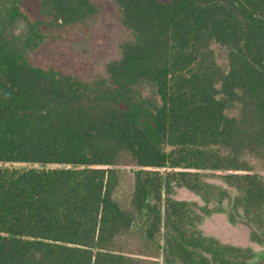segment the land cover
<instances>
[{
  "label": "trees",
  "instance_id": "1",
  "mask_svg": "<svg viewBox=\"0 0 264 264\" xmlns=\"http://www.w3.org/2000/svg\"><path fill=\"white\" fill-rule=\"evenodd\" d=\"M113 1L128 37L90 79L97 0H0V163L62 166L0 168V264H248L164 182L209 201L220 173L264 231V0Z\"/></svg>",
  "mask_w": 264,
  "mask_h": 264
},
{
  "label": "rangeland",
  "instance_id": "2",
  "mask_svg": "<svg viewBox=\"0 0 264 264\" xmlns=\"http://www.w3.org/2000/svg\"><path fill=\"white\" fill-rule=\"evenodd\" d=\"M97 2L100 7L98 14L93 18L85 38L73 47L77 54L76 62L89 61V66L86 67L84 73L90 79L106 77V65L120 58V45L128 37L122 27L117 4L113 0H97ZM34 9L35 7L30 5V10L34 11ZM19 27L24 29L23 25H19ZM213 48L217 54L218 62L226 67V51L218 45ZM69 65L74 64L69 63ZM228 115L236 117L238 113L236 110H230ZM6 167L20 170L32 168L43 170L62 166L0 163V168ZM119 168L127 173L126 182L121 189L122 193L127 194L131 188L128 182L133 179V173L139 168L135 162H128ZM170 171V169H160V172L165 176ZM218 175L220 173H204L205 183L215 188V194L209 201H205L200 195L179 185L178 182L167 179L164 182L165 196L194 205L193 212L197 217L195 230L206 237L217 239L221 244L249 248L254 251L255 257L248 264H264V242L258 243L251 238L252 232L264 238L263 229L253 223L236 205L235 199L239 194L238 190L221 180Z\"/></svg>",
  "mask_w": 264,
  "mask_h": 264
}]
</instances>
